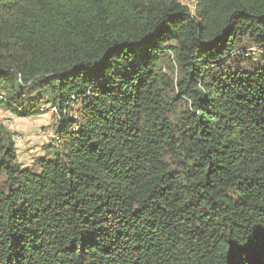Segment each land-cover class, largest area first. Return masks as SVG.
<instances>
[{
    "label": "trees",
    "instance_id": "obj_1",
    "mask_svg": "<svg viewBox=\"0 0 264 264\" xmlns=\"http://www.w3.org/2000/svg\"><path fill=\"white\" fill-rule=\"evenodd\" d=\"M185 1L0 0V264H264V0Z\"/></svg>",
    "mask_w": 264,
    "mask_h": 264
},
{
    "label": "rangeland",
    "instance_id": "obj_2",
    "mask_svg": "<svg viewBox=\"0 0 264 264\" xmlns=\"http://www.w3.org/2000/svg\"><path fill=\"white\" fill-rule=\"evenodd\" d=\"M181 2L193 9L191 2L185 0H181ZM246 53L250 60L244 63V66L264 65L261 51L252 46H247ZM168 58L167 56L165 63L161 66L162 71L175 80L177 77L176 66L174 63H168ZM4 93V91L0 90V97ZM49 107L50 105L41 106L39 109L40 115L36 117L17 119L0 106V125L6 127L12 135L18 137V140L15 141V147L17 148V161L22 166H30L34 161L40 159L41 156L46 158L53 156V151L45 152V146L51 145L52 142L56 141L54 128L57 115L51 114L47 110L42 111Z\"/></svg>",
    "mask_w": 264,
    "mask_h": 264
},
{
    "label": "built area",
    "instance_id": "obj_3",
    "mask_svg": "<svg viewBox=\"0 0 264 264\" xmlns=\"http://www.w3.org/2000/svg\"><path fill=\"white\" fill-rule=\"evenodd\" d=\"M0 99H1V98H0ZM46 110L49 111L51 114H56V115H57V111H56L55 107H53V106H50L49 108H47V109H45V110H42V111H46ZM12 140H13L14 143H15V141L18 140V137L12 135Z\"/></svg>",
    "mask_w": 264,
    "mask_h": 264
},
{
    "label": "crops",
    "instance_id": "obj_4",
    "mask_svg": "<svg viewBox=\"0 0 264 264\" xmlns=\"http://www.w3.org/2000/svg\"><path fill=\"white\" fill-rule=\"evenodd\" d=\"M13 116V115H12ZM14 118L16 117V116H13ZM17 119H23V118H18V117H16ZM18 147V146H17ZM23 147V146H22ZM16 148V147H15ZM17 149V148H16ZM16 152H17V150H16ZM16 155H17V153H16ZM41 158H44L43 156H41ZM18 159V158H17ZM33 164V163H32ZM31 164V165H32ZM22 165V164H21ZM30 165V166H31ZM23 167H29V165H24Z\"/></svg>",
    "mask_w": 264,
    "mask_h": 264
}]
</instances>
